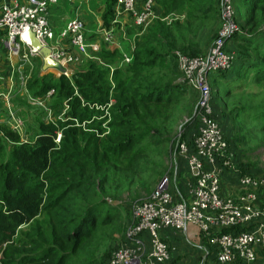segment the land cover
Returning <instances> with one entry per match:
<instances>
[{
	"label": "trees",
	"instance_id": "obj_1",
	"mask_svg": "<svg viewBox=\"0 0 264 264\" xmlns=\"http://www.w3.org/2000/svg\"><path fill=\"white\" fill-rule=\"evenodd\" d=\"M214 1L217 0H155L153 10L159 18L152 22L147 35L136 42L128 65H120L122 57L118 48L104 45L93 53L95 59L83 60L71 77L40 76L39 68L31 74L26 86L29 94L40 98L54 90L49 107L60 113L66 103L68 109L65 121L44 124L39 116L36 117L38 131L25 142L10 131H5L4 136L12 142L11 146L0 139V264H68L81 252L97 227L112 221L114 206L110 203L114 201L108 196L134 186L143 188L146 194L150 192L149 186L138 185L136 181L144 173L142 161L150 151L158 153L159 148L171 142L174 154H177L184 141L192 149L190 135L195 130L192 125L195 110L187 123L181 127L177 124L178 116L184 111L181 92L185 84L175 83L178 75L173 71L165 69V73H160L155 69L165 56L171 54L168 53L171 49L168 39L186 38L193 23L203 21L215 12ZM233 2L234 5H249L243 28L247 27L250 33L264 24V0ZM114 6L115 0H108L102 16L105 27L113 19ZM174 17H183V21L175 20L170 25L163 21ZM238 34L241 44L250 46L253 42L241 33H235L231 38ZM152 47L164 51L165 55H158L149 49ZM249 48L252 55L240 54L234 62L237 67L241 64L248 74L251 71L254 83L264 88V42ZM110 68H114L112 73ZM229 71L215 74L226 80ZM213 79L215 86L218 82ZM242 81L246 82L245 79ZM111 100L109 132L97 136L93 130L102 135L101 124L105 119L98 120L103 113L93 107L105 106ZM210 105L236 166L237 172L233 174L237 175L246 165L244 153L264 149V102L250 108H235L228 115L234 119L230 117L233 113L243 114L239 134L244 130V136L258 135L259 145L247 152L235 151L234 148L242 144L234 148L229 145L230 136L225 130L227 122L220 120L211 101ZM74 120L85 122V127L75 126ZM174 131L177 133L170 140ZM58 133L61 137L56 143ZM184 164L186 166L185 161ZM219 190L222 194L221 187ZM139 201L134 204L143 202ZM230 230L221 229L220 233ZM244 230L246 228H233L234 232ZM207 246L215 260L214 249ZM263 251L257 249L255 259L257 253ZM170 264H178L173 261L172 254Z\"/></svg>",
	"mask_w": 264,
	"mask_h": 264
},
{
	"label": "built area",
	"instance_id": "obj_2",
	"mask_svg": "<svg viewBox=\"0 0 264 264\" xmlns=\"http://www.w3.org/2000/svg\"><path fill=\"white\" fill-rule=\"evenodd\" d=\"M139 1L142 0H115L114 18L108 27L100 31L106 45H113L115 27L121 18H128L129 26L137 33L145 31L159 18L153 10L155 0H143L141 7L138 6ZM58 2L59 0L0 2V32H4L3 43L6 50L18 56L23 64H30L33 58L42 61L37 49L30 47L25 41L26 34L31 32L41 47L49 49L50 60L60 67L56 69L59 75L68 78L71 77L70 67L92 59L91 53L97 52L99 47L87 42L84 24L79 18L69 21L55 35L47 20V13ZM231 4L232 0H219L220 13L225 21L208 56L205 59L185 58L182 65L187 86L196 91L198 96L192 117V125L195 126L190 135L192 149H189L185 141L178 147L179 155L186 163L189 179L187 191L183 198H176L169 191L166 182L162 181L146 202L135 204L125 240L113 249L105 264H170L173 249L163 240L162 233L182 232L188 226L195 227L199 236L214 249L218 264L235 261L239 264H253L255 251L264 249V210L260 208L264 205V179L255 180L246 175L238 179L239 186L244 189H260L257 195L246 193L235 200L222 197L219 190L222 171L227 169L236 172L237 169L213 116L208 75L229 71L234 63V56L224 51L226 42L236 32L230 20ZM131 61L132 57L123 56L120 65H128ZM113 70L114 68H110V73ZM53 93L54 90H49L40 98L27 94V103L40 106L48 123L65 121L68 109L66 103L64 110L58 115L49 107ZM112 104L111 100L105 106L93 107L103 113L97 119H105L101 124L104 129L102 135L96 129L93 130L97 136L102 137L109 132L108 109ZM74 122L75 126L85 127V122ZM60 137L58 133L56 143ZM236 227L246 230L234 232L233 228ZM221 229L231 230L229 233H220Z\"/></svg>",
	"mask_w": 264,
	"mask_h": 264
},
{
	"label": "rangeland",
	"instance_id": "obj_3",
	"mask_svg": "<svg viewBox=\"0 0 264 264\" xmlns=\"http://www.w3.org/2000/svg\"><path fill=\"white\" fill-rule=\"evenodd\" d=\"M60 1L56 5L51 6L48 12L59 6ZM100 1L104 3V0H90L89 6L93 8V5H97ZM67 5L68 8L63 10L64 12L62 15H64L66 19H71L74 17V12L69 10V8L72 9L73 6L77 5V3L73 6L69 4ZM214 7L215 12L207 16L205 20L193 23L192 31L187 32L188 36L186 38L180 37L174 39L173 37H170L168 39L167 43L171 47L168 53L171 54L169 56H165V58L158 63V68L155 69V71H160V73H165V69H169L170 71H173L175 75H178L177 78H175V83L185 84V88L181 92V107H183L184 111L178 116L177 122L180 127L182 124L187 123L191 119L190 116L192 115L193 110H195L194 108L196 107L198 99L196 91L192 90V88L188 87L186 84V80L182 71V65L185 58L191 59L197 57L205 59L212 49L214 42L218 38V32L225 21L220 13L219 0L215 2ZM80 8H82V10L88 9L86 3H84L82 7L80 6ZM248 8V4L234 5V2L231 4L232 14L230 20L232 22L234 32L236 31L235 33L246 34L248 37H250L251 41H253L250 46H247V44H241L239 42V34L235 38H230V41L228 40L224 46V51L236 58L240 54L252 55L253 53L249 47L259 45L260 42H264V24L259 25L254 33H250L247 27L243 28L245 20L248 17L245 14L248 10L246 12L245 10ZM175 20L183 21V17H174L173 19L166 18V20L163 21L167 25H170ZM150 27L151 25L141 33L135 32L133 28L127 25L120 29H115L113 37L114 42L112 46L118 48L122 58L123 56L132 57V54L137 47L136 42L140 41L142 37L147 35ZM91 30L94 32L95 28L93 27ZM85 35L88 36V33H85ZM95 41H99L100 48H103L105 47L104 45H106V43H102L99 36H96ZM149 49H153L158 55H165V52L160 49H156L154 47ZM91 57L92 59H95L94 55H91ZM17 63L21 64L20 62ZM80 66L81 65L78 63L77 65L70 67V73H74L75 71L79 70ZM37 67L38 65H35L33 60H31L30 64L24 65L22 63V70L19 73L15 72L13 75V83L16 84L15 79L18 80L16 85L19 88L21 86V96L22 98L24 97V101H28L27 94L34 96L31 93L29 94L26 86L29 77L31 74L36 72ZM253 68L255 69V67ZM235 70H237V73L234 74ZM250 73L248 74L247 70L245 71L241 64L239 67H237L236 63L234 62L229 74L226 77V80H221L222 78H220V76L217 74L208 75L210 101L215 107V111L220 117V120L224 123L227 122L225 127H227L226 132L230 136L229 145L234 148L236 145L242 144L243 146L241 145L239 148H234L235 151L241 150V152H247L251 149H255L259 145V140L257 139L258 135L250 133L249 135L246 136L245 134L244 136V130H242V132L239 134V126L241 123H243V114L241 115L238 113H233L230 115V117L234 119L228 118V115L230 111H233L235 108L241 106L250 108L264 102V88L260 87L259 84L254 83ZM234 75L237 76V78ZM213 78H215V80L218 82V84L215 86L213 85ZM229 79L234 80L228 82ZM242 79H245L246 82H243ZM227 93L228 96L226 97ZM213 94H215V96ZM28 111L31 114L29 109ZM52 112H54L55 115L59 114L54 110ZM176 133L174 131V134L170 140L175 137ZM244 137L247 140V145H245L246 140ZM174 149L175 148L172 146L171 142L167 143V145H163L161 148H159V154L155 150L150 151L145 161H142L141 167L144 173L141 176L139 175L136 178V181L138 185L149 186V193L146 194V191H143V188H135L134 186L131 187L130 190H120L119 192L115 193L114 196H108L113 198L114 201L110 203L114 206L111 212L112 221L105 226L102 225L97 227V229L91 235V238L83 244L81 252L77 256L71 258L68 261V264H89V262H92V264H104L110 257L113 249H115L123 242V240H125L127 227L133 219L132 208H134V202L138 200L146 202L153 191L155 192L157 190V186L162 181L166 182L169 191H171L173 195L176 196V198H183L189 179L186 172V167L184 165V160H182L180 157L178 149L177 154H174ZM243 162L246 165L242 167L243 170L240 172L243 174L242 176L252 175L254 176L253 178L255 180L264 179V149L260 148L249 153H244ZM247 164H251L252 166H248ZM236 172L231 173L229 171H222L219 180L220 187L222 185L226 186V182H229L230 180H232L233 183H236V181L242 177L239 176L240 173L237 175L233 174ZM237 186L232 190L234 197L231 195L229 196L222 194L221 196L236 200L246 193H254L257 195L261 191L256 187L244 189L238 184ZM260 208L261 210H264V205H261ZM200 240L204 247L202 254L204 253L206 256L202 264H218L211 256V253H209L210 251L206 241L201 237Z\"/></svg>",
	"mask_w": 264,
	"mask_h": 264
},
{
	"label": "crops",
	"instance_id": "obj_4",
	"mask_svg": "<svg viewBox=\"0 0 264 264\" xmlns=\"http://www.w3.org/2000/svg\"><path fill=\"white\" fill-rule=\"evenodd\" d=\"M11 1L14 0H0V2L5 3ZM16 1L21 3L24 2V0ZM107 2L108 0H104V3L100 1L97 5H93V8H91L89 6L90 0H62L60 1L59 6L47 13V20L55 35H58L62 28H64V26L72 19L79 18L83 20L85 24V33H88V36L85 35L86 40L88 39V43L90 44H97L100 49L99 41H95V39L96 36H99L102 41L100 31L105 27L102 24V16L107 6ZM76 3L77 5L73 6ZM84 3H86L88 7L86 10L80 8ZM67 4L73 6L72 9L69 8V10L74 12V17L71 19H66V17L62 15L64 12L63 10L68 8ZM141 4L142 1H139L138 6L141 7ZM129 23L130 21L128 18L123 17L119 20L118 24H116L115 29H120L125 25L129 26ZM93 27L95 28V33L91 30ZM3 39L4 34L0 32V94L2 95V97H0V139L3 140L7 146H11L12 142L7 140L4 136L5 131L12 132L18 136L21 142H25L30 135L35 131H38L39 123L35 118L39 116L40 121L44 124L47 123V120L45 119V113L40 106H31L27 101H24V97L22 98V94H20L22 92L21 86L19 88L16 85L18 80L15 79L16 84L13 83L14 73H19L22 70V61L18 56H14L6 50ZM97 52H92L91 55ZM32 60L35 65H39L37 68H39L40 76L45 74H51L54 77L59 76V71L54 68L44 70L43 62L39 58H33ZM17 62H20L21 64H18ZM71 74L73 73H70V75ZM25 103L29 106L31 114ZM226 129L227 127H225V130ZM226 183V186H221L222 195H231L234 197L232 190L237 186L238 181L233 183L232 180H230ZM186 191L187 187L184 194ZM162 238L164 241L168 242L173 249L172 259L178 264H202L203 260L206 258L205 254H202L204 251L203 243H201L200 236L195 227L188 226L182 232L165 231L162 233ZM145 240L147 241V238H145ZM255 264H264V252L257 253Z\"/></svg>",
	"mask_w": 264,
	"mask_h": 264
},
{
	"label": "water",
	"instance_id": "obj_5",
	"mask_svg": "<svg viewBox=\"0 0 264 264\" xmlns=\"http://www.w3.org/2000/svg\"><path fill=\"white\" fill-rule=\"evenodd\" d=\"M25 41L26 43L33 48H36L37 51L39 52L42 62H43V69H60V67L55 64L52 60L49 58V49L41 47V45L35 40L33 34L31 32H28L25 36Z\"/></svg>",
	"mask_w": 264,
	"mask_h": 264
}]
</instances>
